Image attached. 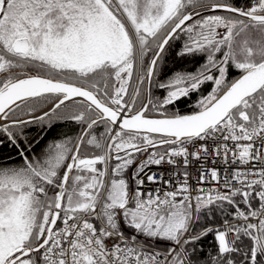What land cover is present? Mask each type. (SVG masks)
Returning <instances> with one entry per match:
<instances>
[{"label":"snow or ice","instance_id":"6c2138e0","mask_svg":"<svg viewBox=\"0 0 264 264\" xmlns=\"http://www.w3.org/2000/svg\"><path fill=\"white\" fill-rule=\"evenodd\" d=\"M0 264H264V0H0Z\"/></svg>","mask_w":264,"mask_h":264},{"label":"trees","instance_id":"16d2710c","mask_svg":"<svg viewBox=\"0 0 264 264\" xmlns=\"http://www.w3.org/2000/svg\"><path fill=\"white\" fill-rule=\"evenodd\" d=\"M238 2H243V0H238ZM177 43H179V42H177ZM173 50H175V45H174ZM168 55L170 57L171 53H169ZM199 59L201 62H203L202 57ZM167 66L169 68L173 67V62L171 61V59L168 60ZM198 66L199 65L196 63L182 65V67L186 68L189 71H195ZM238 75H239L238 72L233 70L232 73L230 74L229 78L235 79ZM205 92H207V91L205 90L204 93ZM152 94L154 96H159V95H161V91L156 89L155 87H153L152 88ZM198 96H199V93L194 94L187 103H181L179 105L180 111L184 112V113L191 112L194 108L195 102L198 99ZM79 131H80V126L76 125L72 122L54 121L51 129H48L47 127H45L44 130L41 129V126L38 123H34L25 129V134L29 138L37 137L40 140L39 145L35 146V150L37 152H39V151H42L47 145L51 144L53 141H58L59 137L64 138V136H63L64 134H67V135H70L71 137H74L75 135H77L79 133ZM96 132H100V129H96ZM38 134H39V136H38ZM89 148H90V152H98L99 151V150L94 149L93 146H91V145L89 146ZM18 162H19L18 160L14 161V163H18ZM125 175H127V173H125ZM225 207L227 208L228 206L225 205ZM222 219H223V217L220 215V213L218 211L215 214L214 219H208L207 223L219 224L222 221ZM200 223H205V220L202 219L200 221ZM202 248L207 253H213L215 251L214 241H213V238L211 236H209L208 238H206L202 242Z\"/></svg>","mask_w":264,"mask_h":264},{"label":"built area","instance_id":"2783aa9c","mask_svg":"<svg viewBox=\"0 0 264 264\" xmlns=\"http://www.w3.org/2000/svg\"><path fill=\"white\" fill-rule=\"evenodd\" d=\"M203 155V154H202ZM205 159L207 160V164H206V167L207 168H217L220 170V174H221V177H223V169L225 167V165L220 162V163H217V164H212L211 160H212V157H205ZM172 166L170 165H167V164H163L161 165L159 168L157 166H151L150 168L146 169V172H160V171H164V172H168V170L171 168ZM180 169H181V173L183 171V166L182 165H179ZM198 176H199V173L197 172V166L195 164L189 166L188 168V181H189V184L192 185L193 187H199V185H197V179H198ZM160 187V188H164L165 186L160 183L159 185H156V184H150V183H145L144 185V189L145 191L147 190H154L156 187ZM203 187H206V188H219L220 186L217 185L215 182H205V184L203 185Z\"/></svg>","mask_w":264,"mask_h":264},{"label":"rangeland","instance_id":"374dc122","mask_svg":"<svg viewBox=\"0 0 264 264\" xmlns=\"http://www.w3.org/2000/svg\"><path fill=\"white\" fill-rule=\"evenodd\" d=\"M236 71V70H235ZM210 88H211V85L210 84H206L205 86H204V88L202 89V92L204 93V91L206 90V91H209L210 90ZM207 92H205L204 94H206ZM142 97L143 96H141L140 97V99L142 100ZM199 97H200V93H199V96H198V99H199ZM198 99H197V101H198ZM196 101V102H197ZM195 102V103H196ZM96 134L99 136V132H96ZM78 135V134H77ZM77 135H75L74 137H76ZM64 136V138H66V137H68V136H70V135H67V134H64L63 135ZM62 137H59V139H61ZM59 139H58V141H59ZM89 146L90 145H85V149H86V151H88V152H90V148H89ZM88 147V148H87ZM126 176H128V175H126ZM128 230H130V229H128ZM131 231V230H130Z\"/></svg>","mask_w":264,"mask_h":264},{"label":"water","instance_id":"95a60500","mask_svg":"<svg viewBox=\"0 0 264 264\" xmlns=\"http://www.w3.org/2000/svg\"><path fill=\"white\" fill-rule=\"evenodd\" d=\"M237 78H238V76H237L235 79H237ZM144 155H146V153H145ZM137 162H139V159L137 160ZM134 167H135V164L132 166V168H130V169H129V171H128V175H129L130 173H132V171H133ZM125 231H128V232H130V231H129V230H127L126 228H125Z\"/></svg>","mask_w":264,"mask_h":264}]
</instances>
